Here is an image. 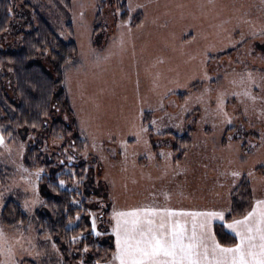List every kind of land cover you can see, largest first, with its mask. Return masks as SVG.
Returning a JSON list of instances; mask_svg holds the SVG:
<instances>
[{"label": "rangeland", "instance_id": "rangeland-1", "mask_svg": "<svg viewBox=\"0 0 264 264\" xmlns=\"http://www.w3.org/2000/svg\"><path fill=\"white\" fill-rule=\"evenodd\" d=\"M10 1L12 19L0 36V52L17 48L20 33L36 25V14L64 41L77 44L79 55L65 68L74 117L57 106L54 112L68 124L76 120L86 141L84 156L98 159L95 177L107 183L111 213L113 207L145 205L232 209L234 200L247 201L250 209L253 188L256 198H264V0H126L124 20L117 0H74L69 16L57 0ZM137 14L142 20L133 27ZM38 60L54 74L48 53ZM2 76L0 66V116L5 96L14 97L9 78ZM245 89L254 101L233 95ZM221 93L227 117L217 110ZM146 113L150 119L143 125ZM188 132L190 147L176 164L174 137ZM45 134V149L57 150ZM35 137L22 142L4 136L0 213L10 197L31 218L41 204L36 171H23V155ZM99 215L92 214L98 232ZM32 222L15 230L0 225L16 258L23 264H64L57 246L40 238ZM113 223L110 217L111 231Z\"/></svg>", "mask_w": 264, "mask_h": 264}, {"label": "trees", "instance_id": "trees-1", "mask_svg": "<svg viewBox=\"0 0 264 264\" xmlns=\"http://www.w3.org/2000/svg\"><path fill=\"white\" fill-rule=\"evenodd\" d=\"M57 1L69 16L74 0ZM117 1L121 20H124L128 18L127 1ZM11 7L10 0H0V36L11 23ZM99 19L100 15L97 17ZM141 20V14H137L136 23L132 26H138ZM70 33L73 37L71 28ZM19 37L14 51L0 52L2 78H9L14 92V97L5 96L1 105L4 112L0 116V129L12 141L25 142L36 135L34 144L28 145L23 155L26 169H43L38 182L41 204L32 216V223L40 238H47L57 246L64 264H96L98 260L104 264L115 247L110 229L112 204L104 184L106 182L95 177L94 164H98V159L84 156L86 141L81 136L76 120L73 118L72 124H68L57 119L54 112V106H57L74 117L65 85V68L78 57L77 44L73 38L69 42L60 38L45 17L39 14H36V25L21 32ZM46 53L54 65L53 75L38 60ZM148 119L150 114L146 113L143 125L148 124ZM148 132L151 138L154 137L152 130ZM39 133L41 136L46 133L47 142L49 140L57 150L45 149L46 144H43ZM174 141V162L183 163L191 144L190 133L182 137L175 136ZM153 152L157 153L155 150ZM67 153L73 157L71 161ZM90 158L92 162H89ZM61 180L65 182L63 187L60 186ZM247 194L251 196L249 189ZM97 199L104 203H98L95 201ZM247 205V201L240 203L234 200L231 215L243 214L249 210ZM94 212L100 214L97 218L100 236L92 231ZM32 218L25 213L22 205L10 197L0 213V225L7 230L22 229L31 224ZM214 229L222 244L231 245L235 242L234 236L220 225L216 224ZM85 246L87 251H84Z\"/></svg>", "mask_w": 264, "mask_h": 264}, {"label": "snow or ice", "instance_id": "snow-or-ice-1", "mask_svg": "<svg viewBox=\"0 0 264 264\" xmlns=\"http://www.w3.org/2000/svg\"><path fill=\"white\" fill-rule=\"evenodd\" d=\"M248 81L252 82L251 73H248ZM240 83L243 85V79ZM241 94L255 100L247 89L243 93H233L236 96ZM223 97L224 94L221 93L217 98V110L227 117ZM227 122L231 123V120ZM152 123L155 124V121ZM141 131L146 132L147 129L142 128ZM0 146L6 147L2 134ZM68 159L71 161L73 157L69 156ZM23 171L28 170L23 168ZM42 171L43 169H37V180L40 179ZM248 175L251 176L252 172ZM231 176L240 178L241 172L233 171ZM64 183L61 180L60 186L63 187ZM255 191L253 188L250 209L239 216L231 215V208L177 210L145 205L116 210L113 207L111 220L114 223L111 235L115 238V247L104 264H264V198H256ZM27 206L25 202V207ZM217 221L227 233L234 234L233 244L225 245L217 239L214 231V222ZM91 227L95 235H101L96 230L95 216ZM75 239L73 237V241ZM16 243L19 244L20 241ZM52 247L56 248V245L53 244ZM87 250L85 246L84 251ZM0 258V264H23L16 258L14 245L8 242L3 230H0ZM96 264H101V261L98 260Z\"/></svg>", "mask_w": 264, "mask_h": 264}]
</instances>
